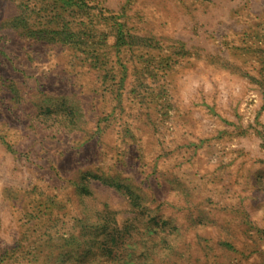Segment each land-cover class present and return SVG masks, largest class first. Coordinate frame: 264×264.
I'll list each match as a JSON object with an SVG mask.
<instances>
[{"label":"rangeland","instance_id":"rangeland-1","mask_svg":"<svg viewBox=\"0 0 264 264\" xmlns=\"http://www.w3.org/2000/svg\"><path fill=\"white\" fill-rule=\"evenodd\" d=\"M261 145L264 0H0V264H264Z\"/></svg>","mask_w":264,"mask_h":264},{"label":"crops","instance_id":"crops-1","mask_svg":"<svg viewBox=\"0 0 264 264\" xmlns=\"http://www.w3.org/2000/svg\"><path fill=\"white\" fill-rule=\"evenodd\" d=\"M217 116H218V119L217 120H215V122L216 123H218V125H223V126H226L227 125V121L226 120H223V119H220L219 118V115L217 114ZM238 116V115H237ZM240 124V123H239ZM235 126H237V127H235L236 129L238 128V129H240V125H235ZM217 131H219V130H217ZM237 133L235 134V136L237 137V135H238V137H240L241 135H243V134H240L238 131H236ZM240 132H242V131H240ZM219 133V132H218ZM226 135V133H219L218 134V137H217V141L218 142H221V140H222V138L224 137ZM240 144V143H239ZM237 147H236V156H237V158H236V160H235V162H234V165H236V168L237 167H240V164H242V166H243V164L245 163V160H246V157H248V155L245 153V151H244V149L242 148V147H240L239 145H236ZM261 147L264 149V146H262L261 145ZM220 149H218V151H219ZM223 153H224V151H223Z\"/></svg>","mask_w":264,"mask_h":264}]
</instances>
